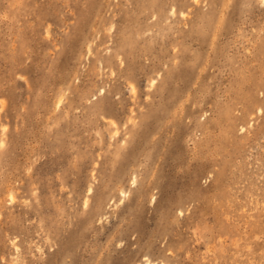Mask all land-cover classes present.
I'll list each match as a JSON object with an SVG mask.
<instances>
[{"label": "rangeland", "instance_id": "obj_1", "mask_svg": "<svg viewBox=\"0 0 264 264\" xmlns=\"http://www.w3.org/2000/svg\"><path fill=\"white\" fill-rule=\"evenodd\" d=\"M143 263L264 264V0H0V264Z\"/></svg>", "mask_w": 264, "mask_h": 264}, {"label": "bare ground", "instance_id": "obj_2", "mask_svg": "<svg viewBox=\"0 0 264 264\" xmlns=\"http://www.w3.org/2000/svg\"><path fill=\"white\" fill-rule=\"evenodd\" d=\"M113 123V122H112ZM12 197V196H11ZM144 264V263H143Z\"/></svg>", "mask_w": 264, "mask_h": 264}]
</instances>
